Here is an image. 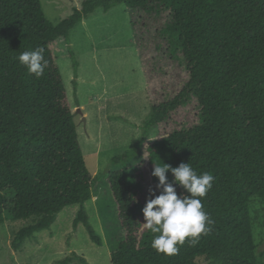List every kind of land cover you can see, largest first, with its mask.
<instances>
[{
    "label": "trees",
    "instance_id": "trees-1",
    "mask_svg": "<svg viewBox=\"0 0 264 264\" xmlns=\"http://www.w3.org/2000/svg\"><path fill=\"white\" fill-rule=\"evenodd\" d=\"M120 4L130 12H167L169 22L160 33L181 53L187 79L172 98L150 106L136 144L112 159L122 167L93 176L51 45L95 9L106 12ZM37 48L44 49L47 60L39 78L17 59L19 53ZM191 100L197 122L149 144L148 174L156 185L154 164L177 167L181 162H188L198 175L212 174L215 179L202 203L214 223L195 246L186 239L177 245V254L166 255L151 247L153 234L143 225L145 204L137 199L143 170L127 161L153 127ZM166 175L171 182L173 174ZM102 177L107 178L124 230L110 264H197L199 257L210 264H264L250 213L252 200L264 210V0H84L55 25L39 0H0V224L7 205L14 219L32 221L16 232L13 248L20 250L74 204L79 209L73 227L83 224L100 246L84 203ZM175 188L178 195L185 192L178 184ZM6 191L13 197L7 198ZM75 260L88 264L75 252L54 264Z\"/></svg>",
    "mask_w": 264,
    "mask_h": 264
},
{
    "label": "rangeland",
    "instance_id": "rangeland-1",
    "mask_svg": "<svg viewBox=\"0 0 264 264\" xmlns=\"http://www.w3.org/2000/svg\"><path fill=\"white\" fill-rule=\"evenodd\" d=\"M84 0H39L48 20L54 25L67 18ZM169 22L163 10L137 9L124 5L108 11L97 8L78 23L65 38L57 39L51 50L67 90L78 139L88 171L108 174L121 164L112 159L136 144L150 106L172 98L187 76L181 53L174 51L160 30ZM73 53L74 59L70 57ZM74 60L77 69L74 68ZM197 122L194 101L172 113L153 127L148 139L128 165L142 168L137 199L159 195L161 189L149 177V144L172 131ZM144 172V173H143ZM154 189L152 195L149 189ZM7 198H12L6 191ZM89 221L102 240L96 245L83 224L73 227L79 205L65 207L49 229L27 239L20 250L12 246L16 232L31 220H16L11 205L3 212L0 224V264H54L72 252L88 264H110V254L123 241L124 230L117 216V205L106 177H102L84 203ZM253 238L264 260V210L257 200L250 203ZM197 264H210L204 257ZM70 264H82L75 260Z\"/></svg>",
    "mask_w": 264,
    "mask_h": 264
},
{
    "label": "clouds",
    "instance_id": "clouds-1",
    "mask_svg": "<svg viewBox=\"0 0 264 264\" xmlns=\"http://www.w3.org/2000/svg\"><path fill=\"white\" fill-rule=\"evenodd\" d=\"M43 53V48L23 51L17 59L28 73L39 78L47 67ZM167 172L173 174L171 182ZM151 174L158 178L156 189L161 191L146 200L141 210L145 221L143 225L153 234L150 244L156 252L175 255L179 251L177 245H183L187 239L190 246H195L201 235H208L211 231L214 221L204 211L202 198L211 189L215 177L209 172L198 175L188 162H181L177 167L167 163L162 166L154 164ZM177 184L185 192L178 195ZM153 192L154 189L150 188L149 194Z\"/></svg>",
    "mask_w": 264,
    "mask_h": 264
}]
</instances>
